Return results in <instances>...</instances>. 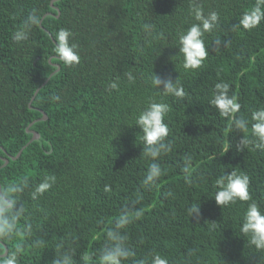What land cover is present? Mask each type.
<instances>
[{
  "label": "trees",
  "instance_id": "16d2710c",
  "mask_svg": "<svg viewBox=\"0 0 264 264\" xmlns=\"http://www.w3.org/2000/svg\"><path fill=\"white\" fill-rule=\"evenodd\" d=\"M255 3L0 0V188H19L12 214L25 210L14 238L0 240V251L19 246L17 264H53L65 255L71 264H98L101 251L113 244L107 236L112 230L134 253L122 264H151L154 254L168 264H264V249L240 232L248 202L220 207L214 200L216 179L242 172L264 211V148L238 150L244 133L209 104L215 84L225 82L241 105L237 115L250 120L264 108V22L250 31L234 27ZM197 8L206 17L217 12L219 23L205 34L209 54L193 71L183 67L178 37L198 23ZM30 13L36 26L25 41L14 42ZM60 28L73 33L78 65L53 58L50 37ZM152 76L160 83L152 85ZM168 81L182 85L183 100L162 94ZM54 95L60 99L51 100ZM150 99L171 108L164 120L169 135L156 157L145 156L135 123ZM31 130L39 137L26 145ZM151 163L162 175L149 189L143 181ZM48 175L56 177L52 188L32 199ZM198 204L199 216H190L189 207ZM126 207L141 215L116 229Z\"/></svg>",
  "mask_w": 264,
  "mask_h": 264
},
{
  "label": "clouds",
  "instance_id": "9594fccd",
  "mask_svg": "<svg viewBox=\"0 0 264 264\" xmlns=\"http://www.w3.org/2000/svg\"><path fill=\"white\" fill-rule=\"evenodd\" d=\"M261 5H264V0H256L255 5L241 15L238 24L234 25V27H242L244 30L250 31L264 22V8H262ZM194 19L198 23H193L178 37V41L181 45L179 55L183 57V67L186 70L193 71L203 65L209 54L208 51H206L204 36L206 33H211L217 28L219 16L217 12L212 11L209 12L206 17L202 8H197L194 13ZM36 24L37 20L32 18L30 13L23 26L13 34V41H25L27 39L28 29L31 26H36ZM72 37L73 33L66 28H60L54 36L50 37L53 40V51L56 54L53 58L59 59L66 67L78 65L81 59L77 50L78 46L71 42ZM215 43L218 48L220 39L217 38ZM128 79L131 81L133 77L129 75ZM158 83H160V81L152 76L151 84L155 85ZM164 87L165 91L162 94L165 96H173L183 100L186 95L184 88L178 81H176L175 84L170 81L165 82ZM109 88L116 89L117 84L112 83L109 85ZM229 90L230 86L228 83H216L209 104L217 109L221 117L228 118L231 124L235 121L236 126L244 133L241 140L242 149L238 150H244L249 146L252 147V150L264 148V108L252 112L250 120L243 115H237L240 112L241 105L238 103V98L235 95H229ZM50 99L58 101L60 97L54 95ZM170 111L171 108L167 103L150 99L147 110L141 111L136 117L135 123L140 127L143 133L141 139L144 143L146 157H156L160 151L159 146L166 142L169 129L164 120ZM250 123L251 137L248 135ZM230 146L229 144L225 151H227ZM161 175L162 173L159 167L151 163L148 167L143 184L151 189V187L156 184L157 178H160ZM55 181L56 177L54 175L45 176L42 181L34 187L31 198L37 199L39 196L43 195L52 188ZM19 183L27 184L28 181L26 179H21ZM215 183L219 189L214 194V200L218 206L227 207L236 204L238 201L248 202L240 232L247 236L249 238V243L255 245L257 249H264V211H262L261 205L250 195L249 176L242 172L237 173L236 171H231L217 178ZM19 191V188L8 186L0 188V240H11L14 238L13 227L15 222L19 219L21 213L25 211L22 208L18 210L15 215L12 214V210L16 203L13 193ZM198 208L199 204L189 207L188 212L190 216L192 213L196 212L198 217ZM140 215L141 213L139 211L133 212L126 207L113 225L116 229H123L126 225L131 223L133 218L138 219ZM9 217H11V223ZM27 227L30 230V224H28ZM17 231H24V228H18ZM107 236L113 241V244L109 248L101 251L98 256V264H122V260L134 255L133 252L124 248L122 235L108 230ZM40 243L42 242H37L38 245ZM19 252V246L11 252H9L7 248H4L3 251H0V264H17ZM90 258L91 257H89V259ZM53 264H71V261L70 258L65 255L63 259H54ZM135 264H146V262L138 260ZM151 264H168V261L166 258L154 254Z\"/></svg>",
  "mask_w": 264,
  "mask_h": 264
},
{
  "label": "water",
  "instance_id": "95a60500",
  "mask_svg": "<svg viewBox=\"0 0 264 264\" xmlns=\"http://www.w3.org/2000/svg\"><path fill=\"white\" fill-rule=\"evenodd\" d=\"M52 2H53V1H52ZM52 2L50 3V6H51V7H54L53 4H52ZM47 14H50V13H46L45 15H47ZM58 14H59V11H57V15H56V16H58ZM45 15H44V16H45ZM44 16H43V17H44ZM43 17H42V18H43ZM39 24L41 25V20L39 21ZM58 69H59V65L56 66V69H55L50 75H52L53 73H55L56 71H58ZM46 81H47V80H46ZM46 81H45V82H46ZM45 82H44V83H45ZM44 83H42L40 86H38V87L36 88V90L34 91V94L32 95V97H31V99H30V101H29V107H31V102H32V100H33L35 94L37 93V91L39 90V88H40L41 86L44 85ZM42 114H43L42 118H45V114H44L43 112H42ZM30 124H31V123H30ZM27 131H28V130H27ZM31 133H32V136H31V138L29 139V141L26 143V145H27L28 143H30L31 141H33V140H35V139H38V137H39V134H38L37 132L31 130ZM26 145H24V146H26ZM24 146L21 148V150L24 148ZM21 150H20V151H21ZM20 151L16 154V156H9V157H5V158H3V164H2L1 166L6 165V164L8 163V161H9V159H15L16 157H18L19 154H20Z\"/></svg>",
  "mask_w": 264,
  "mask_h": 264
}]
</instances>
